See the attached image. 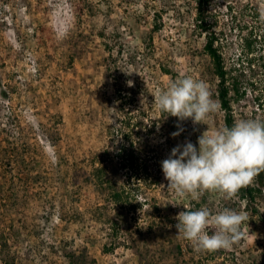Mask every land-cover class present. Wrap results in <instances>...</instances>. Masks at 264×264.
<instances>
[{"label": "rangeland", "instance_id": "1", "mask_svg": "<svg viewBox=\"0 0 264 264\" xmlns=\"http://www.w3.org/2000/svg\"><path fill=\"white\" fill-rule=\"evenodd\" d=\"M208 5L203 14L233 40L224 50L230 62L244 26L264 25V0ZM200 11L198 0H0V194L7 197L0 199V239L9 245L0 247V264H264V197L262 216L238 192L181 198L162 171L173 147L191 141L198 148L205 131L227 127ZM257 73L260 89L233 103L235 122L264 120L256 100L264 66ZM185 75L202 81L218 105L207 125L178 121L154 104ZM118 105L140 120L135 147L154 149L153 158L137 150L136 168L105 154L119 148L111 113ZM178 124L183 131L173 137ZM99 165L106 167L102 185L93 171ZM108 177L125 188V199H113ZM185 208L246 213L242 238L229 249L196 250L175 227Z\"/></svg>", "mask_w": 264, "mask_h": 264}, {"label": "clouds", "instance_id": "2", "mask_svg": "<svg viewBox=\"0 0 264 264\" xmlns=\"http://www.w3.org/2000/svg\"><path fill=\"white\" fill-rule=\"evenodd\" d=\"M127 84L131 87L133 81L128 80ZM144 100L142 98V104ZM154 104L162 113L177 117L178 121L191 118L194 124L206 125L208 114L218 108L206 85L186 75L158 92ZM177 127L178 131L171 134L173 137L183 131L179 124ZM198 145L197 148L191 141L178 144L171 149L168 158L161 161L168 189L178 197L191 195L198 200L203 191H218L231 198L264 171L262 120L243 119L230 128L223 127L210 134L205 131L198 137ZM176 220L177 234L193 243L196 250L215 251L229 249L240 241L241 225L248 217L246 213L231 209L213 215L207 208H201L181 211ZM209 227L214 229L211 235L206 231Z\"/></svg>", "mask_w": 264, "mask_h": 264}, {"label": "trees", "instance_id": "3", "mask_svg": "<svg viewBox=\"0 0 264 264\" xmlns=\"http://www.w3.org/2000/svg\"><path fill=\"white\" fill-rule=\"evenodd\" d=\"M201 7L200 13L197 15V25L198 28L206 34V44L205 51L209 54L212 59L214 73L217 76V97L220 101L221 107L226 112L225 121L227 127H232L236 122L233 112V103L240 101L243 96L246 95L247 91L259 90L258 80L256 75L260 67L264 66V25L262 21L259 24H253L250 26L245 25L246 29L242 36L238 40V48L236 55L231 59L230 62L226 60L224 50L229 48L233 44V40L229 41L223 37L224 30H217L214 26V22L210 18H207L203 13H205L204 7H208L209 0H198ZM119 95H121V90H119ZM257 107H264V94L256 95ZM119 107L113 108L112 116H115V125L113 127V136L115 137V145L117 148L116 154H111L109 149L105 150V154L109 157V160H114L115 157L121 159V164L136 168L140 164V156L137 153V150L141 152H147L148 158H153L152 151L153 147L148 146V149L145 147H135V140L133 139L134 130L140 125V120L134 118L135 115L130 108L124 105H118ZM258 109V108H257ZM264 121V120H262ZM150 131V130H149ZM147 145V144H146ZM150 145V144H149ZM144 148V149H143ZM119 149V150H118ZM143 149V150H142ZM141 155V154H140ZM126 165V166H125ZM145 169L147 167L144 164ZM94 174L96 175L97 181L99 184L105 183L106 167L103 165L96 166L94 168ZM104 173V175H103ZM28 181L31 179L36 182L37 177L31 178V172H29ZM108 181H111V178L108 177ZM110 182L112 187L117 183ZM124 189H116L114 187L113 199L116 201H121L127 196H124ZM239 198L245 201L247 206L252 208V213L255 215L262 216V210L258 206V201L260 198L264 197V171H260L257 175L254 176L252 181L241 187L238 191ZM3 194H0V199ZM7 200V197L5 201ZM8 242L4 236H1L0 247H7ZM8 258V257H7ZM6 261L5 258H2Z\"/></svg>", "mask_w": 264, "mask_h": 264}]
</instances>
